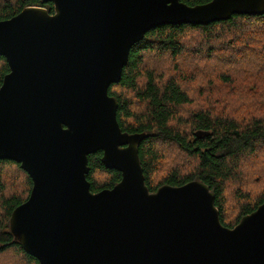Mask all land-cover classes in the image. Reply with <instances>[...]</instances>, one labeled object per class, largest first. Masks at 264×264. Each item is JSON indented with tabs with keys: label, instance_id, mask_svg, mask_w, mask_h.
<instances>
[{
	"label": "water",
	"instance_id": "1",
	"mask_svg": "<svg viewBox=\"0 0 264 264\" xmlns=\"http://www.w3.org/2000/svg\"><path fill=\"white\" fill-rule=\"evenodd\" d=\"M0 21V160L33 181L10 231L40 264H264V203L233 229L201 181L150 193L139 148L109 95L151 30L264 15V0H42ZM122 180L91 191L89 156Z\"/></svg>",
	"mask_w": 264,
	"mask_h": 264
},
{
	"label": "trees",
	"instance_id": "2",
	"mask_svg": "<svg viewBox=\"0 0 264 264\" xmlns=\"http://www.w3.org/2000/svg\"><path fill=\"white\" fill-rule=\"evenodd\" d=\"M211 1L183 0L189 6ZM29 7L45 8L54 14L53 4L42 0H0V21L9 20ZM190 33L201 34L200 45L203 46L196 52L202 56L208 54L215 40L224 52H238L237 63L226 62V66L232 68L228 73L220 74L234 88L232 95L240 90L236 99L230 97L227 100L234 104L233 111L208 107L183 115L194 105L183 81L180 77L165 78L163 73L146 63V54L155 53L159 58L178 64L189 48L184 42ZM240 33H244V40L238 36ZM262 38L264 15H234L228 21L209 25L157 27L132 48L121 81L109 89V95L118 100L117 119L122 131L147 135L139 148V156L149 192L156 193L163 186L181 187L201 181L215 194L220 221L230 229L264 203V111L256 116L264 109V79L260 80L256 75L257 66L250 69L248 63L251 62L253 68L259 57L264 61V56L250 51L264 45ZM261 50L264 54V49ZM247 54H252L251 58L246 57ZM0 62L1 87L10 69L4 57H0ZM199 65L203 67V63ZM260 67L264 68V65ZM247 68L240 88L236 79L228 74ZM102 155L99 152L88 158L90 173L87 179L93 193L112 189L122 180L119 171L103 165ZM175 155L191 160L190 171L182 172L179 165L165 163ZM258 157L263 161L248 167L250 180L245 187L243 163ZM10 170L19 173L23 181L7 182L6 173ZM160 174L162 177L158 180ZM32 187L31 177L20 164L0 160V259L10 258L13 260L10 264H40L26 253L10 231L11 215L28 200ZM230 187H233L231 193Z\"/></svg>",
	"mask_w": 264,
	"mask_h": 264
},
{
	"label": "rangeland",
	"instance_id": "3",
	"mask_svg": "<svg viewBox=\"0 0 264 264\" xmlns=\"http://www.w3.org/2000/svg\"><path fill=\"white\" fill-rule=\"evenodd\" d=\"M244 29L246 30L247 27H244ZM243 34L244 33H240L238 36L244 40L245 38L243 37ZM262 40L264 39L262 38ZM201 41V34L190 33L188 35V38H186L184 42L185 44L189 45V48L184 52L185 55L181 56L178 64H175V62L172 63L170 60L159 58L155 53L146 54V63L149 66L156 68L159 73H163L165 75V78L180 77V79L183 81L185 86L184 89L190 94L194 101V105L189 108L188 111H185L183 115H189L190 111L194 109L208 107H215L224 111H233L235 108V106H233L234 104L228 102L227 100H230V97L236 99L237 95L240 93V90L232 95L234 92V88L228 85L223 79V76L220 74L228 73V71L232 68L226 66L228 64H226V62L237 63V58L239 57L238 52H224V48L218 46L219 42L215 40L213 41L215 45H211V49L208 51V54L202 56V53L200 54L196 52L200 46H203L200 45ZM256 43L258 44V42ZM262 46L264 45H260L259 47L250 49V51L258 52V55L260 54L261 56H264L261 50L264 49V47ZM225 55H228V57H224ZM250 56H252V54L246 55V57L248 58ZM261 59L262 58L259 57V61L258 59L256 60V64L253 65V68H251V62H248L250 69H254L257 66L255 68L256 75L260 80L264 79V68H259V65H264V61H261ZM198 62L201 64L203 63V67L199 65ZM0 65H2L1 62ZM246 71H248V68L245 70L239 69V71L228 75H231L233 79H236L238 86L241 88V79L245 77ZM263 111L264 109L259 113L257 112L256 116H259ZM237 115H239V113H237ZM259 160L263 161L258 157L257 160H252V162L243 163L242 176L245 182V187H248L247 183L250 180L248 167H250L252 163L254 164ZM168 161L169 162L165 163L179 165L182 172L190 171V169L192 168L191 160H188L183 156L175 155V157L168 159ZM6 174L7 182H10V180H12L21 183L23 181V177L20 176L16 171L10 170L7 171ZM161 177L162 175L160 174L158 176V180H160ZM236 188H238V183L236 184ZM232 189L233 187H230V193L232 192ZM9 261L13 260H11L10 258H5L2 260L0 259V264H10L11 262L9 263Z\"/></svg>",
	"mask_w": 264,
	"mask_h": 264
}]
</instances>
